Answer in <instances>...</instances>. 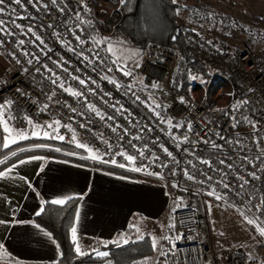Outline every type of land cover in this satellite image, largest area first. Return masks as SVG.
Listing matches in <instances>:
<instances>
[{
    "label": "built area",
    "instance_id": "obj_1",
    "mask_svg": "<svg viewBox=\"0 0 264 264\" xmlns=\"http://www.w3.org/2000/svg\"><path fill=\"white\" fill-rule=\"evenodd\" d=\"M124 1L57 0L53 4L52 0H42L35 5H16L5 0L0 5L5 8L2 18L9 22L6 28L13 34L0 33V56L13 71L0 84L4 113L19 129L30 125L29 119L53 124L54 128V122L59 121L56 132L63 136L61 142L72 144L82 137L101 153L106 167L135 176L162 177L175 187L181 202L174 212L170 239L153 263L140 260L134 264H264V251L252 256L239 249L229 261L219 258L203 211L209 193H213L264 222L260 213L264 207V163L255 159L264 149V53L248 45L225 49L193 31L188 34L191 62L198 60L216 73L208 84L198 81L189 93L174 87L179 53L155 43L145 51L141 80L136 82L124 74L118 59L95 45L92 33L85 35L88 22L93 23L96 35L112 34L120 22ZM12 9L24 19L10 16ZM13 19L24 27L23 33L10 22ZM49 24L55 27H47ZM28 26L44 44L26 31ZM21 39L24 45L19 44ZM56 77L59 80L53 84ZM80 80L85 83L80 84ZM242 100L249 103L235 110ZM245 116L256 128L243 120ZM217 132L229 143L211 135ZM137 136L140 139L134 138ZM209 137L223 148L205 144ZM237 138L239 144L235 143ZM120 153L134 156L135 163L130 164ZM251 172L260 178L254 179Z\"/></svg>",
    "mask_w": 264,
    "mask_h": 264
},
{
    "label": "crops",
    "instance_id": "obj_2",
    "mask_svg": "<svg viewBox=\"0 0 264 264\" xmlns=\"http://www.w3.org/2000/svg\"><path fill=\"white\" fill-rule=\"evenodd\" d=\"M4 120L9 133L15 136L18 128L5 113ZM5 133L4 122L0 121V150L5 149ZM74 143L75 147L77 143L90 145L82 137H77ZM76 148L84 156L71 157L87 164L32 155L0 172L6 173L0 175V245H3L0 253L7 252V256L0 254V264H58L61 258L58 243L36 222L47 204L63 206L79 200L73 227L85 254L117 246L116 242L119 246L136 242L149 229L157 233L167 227L174 206V194L167 181L150 175L130 177L118 173L105 166L98 150L90 147L93 150L90 153ZM93 153L98 157L95 161L90 158ZM21 160L25 163H20ZM53 200L65 203L54 204Z\"/></svg>",
    "mask_w": 264,
    "mask_h": 264
},
{
    "label": "rangeland",
    "instance_id": "obj_3",
    "mask_svg": "<svg viewBox=\"0 0 264 264\" xmlns=\"http://www.w3.org/2000/svg\"><path fill=\"white\" fill-rule=\"evenodd\" d=\"M177 4L183 6V10L178 15V23L181 26L195 31L217 44L222 43L229 49L248 45L255 51L264 53V0H177ZM188 8L200 11H189ZM208 13L215 15L209 17ZM121 20L122 14L120 22ZM87 24L91 28L95 45L102 52L118 59L125 72H130L133 80L139 82L141 80L140 68L145 52L135 48L119 35L116 32L117 27L110 35H96L93 23L88 22ZM11 71H13V67L11 68L0 56V84L6 78L7 73ZM224 88L226 89V86ZM34 131H40V137L32 136L31 133ZM45 131L53 138H43ZM20 132L28 133V139L61 142L59 138H55L58 135L54 131V127L48 128L46 124L39 123H31L25 129L18 128L16 137L6 132V141L11 137L17 138L18 142L22 141L17 136V133ZM89 146L87 145V148ZM42 148H47V146ZM168 188L174 194L172 201L174 206L167 227L157 233L149 229L144 235H149L157 241L154 255L142 259L151 263L157 258L160 249L165 244L167 240L165 237H168L173 231V227L170 225H173L174 212L179 208L181 202V194L175 187L168 184ZM203 211L207 213L213 232L217 256L223 261H229L232 253L239 249L247 251L252 256L260 255L264 251V236L260 234V229L264 228V222L255 220L249 211L239 210L223 199L217 200L213 194L208 195ZM249 220L253 222L249 223Z\"/></svg>",
    "mask_w": 264,
    "mask_h": 264
},
{
    "label": "trees",
    "instance_id": "obj_4",
    "mask_svg": "<svg viewBox=\"0 0 264 264\" xmlns=\"http://www.w3.org/2000/svg\"><path fill=\"white\" fill-rule=\"evenodd\" d=\"M178 7L181 6L173 3L172 0H125L121 8L122 20L116 32L142 52H145L151 43L178 51L179 60L174 72L173 85L180 86L183 92L189 93L191 86L196 82L208 84L216 73L198 60L191 62L193 56L188 47V34L193 31L178 23V15L175 11ZM90 33L92 31L87 24L85 35ZM217 45L226 49L222 43ZM194 76L197 78L193 79ZM41 145L47 148L38 147ZM32 155L88 163L71 157L84 156V152L72 144L54 140L28 139L0 150V172L20 159ZM116 172L137 177L127 172ZM78 202V199H74L63 206L47 204L43 213L36 218V222L52 234L60 247L61 258L58 264H134L154 255L153 240L149 236L126 245H110L102 248L100 252H108L107 257H100L95 252L77 255L72 242L71 229L74 226ZM260 213L264 216V207Z\"/></svg>",
    "mask_w": 264,
    "mask_h": 264
},
{
    "label": "snow or ice",
    "instance_id": "obj_5",
    "mask_svg": "<svg viewBox=\"0 0 264 264\" xmlns=\"http://www.w3.org/2000/svg\"><path fill=\"white\" fill-rule=\"evenodd\" d=\"M13 2H14L16 5H22V4L26 3V2H27V3H33V4L35 5V4H39V3H41L42 0H13ZM172 2H173V3H177V0H172ZM52 3H53V4H56V3H57V0H52ZM4 4H5V0H0V5H4ZM182 10H183V6H182V7H178L175 11H176L177 15H179V13H180ZM61 11H63V9H61ZM190 11H200V10H195V9H193V10H190ZM4 14H5V8H4V7H0V33L7 34V35H12L13 33L10 32V31H8V29L6 28V23H9V22H6V21L2 18V16H3ZM9 15L12 16V17H14V19H24V17L19 16V14H18V12L16 11V9H12V11H11V13H9ZM207 15H208L209 17H213L215 14H214V13H208ZM77 18L79 19V17H77ZM14 19L11 20L10 22L14 24V27H15L16 29H20V30H21V33H23V32H24V27H23L22 25H20V24H15ZM82 22H83V21H82ZM47 27L52 28V27H55V25H53V24H49V25H47ZM26 31H27L28 33H31L33 36H35V37H36V40L40 41L41 44H44V41L41 40L40 36L36 35V33L33 31V28H32L31 26H28L27 29H26ZM173 39H175V37H173ZM2 43H3V42L0 41V44H2ZM19 44H20V45H24V44H25V41L21 39V40L19 41ZM18 62H19V61H18ZM28 63H29V64H32V60H29ZM36 71H39V69H36ZM109 71H111V69H109ZM124 74H125V75H131L130 72H125ZM53 75H55V74L53 73ZM196 78H197V77H195V76L193 77V79H196ZM73 79H76V77H73ZM58 80H59V77H56V79H54V80L52 81V83H53V84H56ZM79 82H80V84H84V83H85L83 80H80ZM112 83H115V81H112ZM59 86H60L61 88L64 87V85H63L62 82L59 84ZM68 91H71V90L69 89ZM249 91H252V90L250 89ZM72 94H73V95H76V96L81 95V94L78 93V92H73ZM247 103H249V101H247V100L238 101V102L236 103V105H235V110H238L239 108L243 107V105H245V104H247ZM5 107H6L5 105H0V121H3V122H4V130H5L6 132H10L11 130L8 128L7 122L4 120V111H3V109H4ZM45 107H47V106H45ZM157 107H159V105H157ZM89 108H90L92 111H96V109H95L92 105H89ZM216 110H217V111H225L224 109H216ZM108 119H112V117L109 116ZM243 120H244L245 122L251 124V126H252L253 128H256V124L253 123L248 117H246V116L243 117ZM28 123L31 124L32 121L29 119ZM54 124L57 126V128H54V131H57L58 126H59V121H55ZM47 127H48V128H53V124H49V125H47ZM115 130H116V129L114 128L113 131H115ZM188 130L191 131V125L188 126ZM31 135H32V136H36V137H40L41 133H40V131H34V132L31 133ZM211 135H215V136L218 137L219 139L224 140V143H225V144H228V143H229V140H228L227 138L223 137V136L221 135V133H218V132H217V133H211ZM17 136H18L19 139H21V140H24V139H28V138H29V134L26 133V132H20V133H17ZM43 138H53V137H50V136H49V133L45 131V132H43ZM55 138H59V139L62 140V139H63V136H57V137H55ZM134 138H135V139H140L139 136L134 137ZM73 140H75V135H73ZM16 142H17V139H16L15 137H11V138H9V139L5 142L4 147L7 148V147L9 146V144H15ZM204 143H205V144H209V143H211V147L214 148V149H222V148H223V145H218V144H216L214 141H211L210 137H209V139L205 140ZM235 143H236V144H239V143H240L238 138H237V140L235 141ZM38 147H44V146L41 145V146H38ZM76 147H78V148H84L86 151H88V152H90V153L92 152L91 149L87 148V146H86V145H83V144H79V143H77V144H76ZM56 150L59 151V149H56ZM22 151H23V149H22ZM138 151H140V150L138 149ZM165 151H167V150L165 149ZM13 154L15 155V153H13ZM120 154L123 155V156H124V159H126L130 164H134V163H135V159H136V158H135L134 156H132V155H127L126 153H120ZM140 155H141V156L144 155L143 151H140ZM169 155H171V153H169ZM90 158L93 159V160L98 159V157H97L95 154H92ZM32 159H40V157H33ZM255 159H256V160H260L261 163H264V149H261V151H260V155H258L257 157H255ZM201 162H202V163H205V164H208V161H207V160H202ZM20 163H25V161L21 160ZM112 163L115 164V160H113ZM220 163H224V161L221 160ZM118 166H119V167H124L123 164H120V165H118ZM209 166L211 167V165H209ZM229 167H231V165H229ZM253 167L255 168L256 165L254 164ZM132 170H134V171H139L140 169H138V168H134V169H132ZM9 171H11V169H9ZM149 174H151V173H149ZM0 175H6V173H0ZM186 175H187V173H186ZM249 175H251L254 179H259V178H260V177H258V176L256 175V172H251V173H249ZM161 178H162V177H161ZM188 178H189V179H193V177L190 176V175L188 176ZM209 179H211V177H209ZM220 182L224 184V187H225V188H228V187H229V185H228L226 182H224L223 180L220 181ZM247 183H248V181L245 180V181H244V184H247ZM174 186H175V185H174ZM243 186H244V185H241V187H243ZM212 194H213V193H209V195H212ZM216 199H217V200H220V199H223V197L220 196V195H216ZM262 202H264V200H262ZM52 203L63 205V204L65 203V201H64V200H53ZM78 218H79V213H77V219H78ZM248 222H249V223H252L253 221L249 220ZM0 223H2V221H0ZM170 227H174V225H170ZM137 231H139V229H137ZM71 232H72V242H73V244L75 245V251H76V254H77V255H84L85 253H82L81 248H80V245H79V242H78V239H77V229H76V227H73V228L71 229ZM260 234H261L262 236H264V228H261V229H260ZM180 238H183V237H180ZM165 239H170V238L165 237ZM124 242L127 243L126 240H125ZM116 243H117V246H119V242H116ZM156 245H157V241L155 240V238H153L152 246H153V249H154V250L156 249ZM105 246H107V245H105ZM173 249H175V243H174V242H173ZM0 250H3V245H0ZM94 251H96V254H97L98 256H100V257H107V256L109 255L108 252H99L98 250H94ZM0 254H2L3 256H7V252H2V253H0ZM169 254H170V253H164V252L161 253V255H164V256H167V255H169Z\"/></svg>",
    "mask_w": 264,
    "mask_h": 264
}]
</instances>
